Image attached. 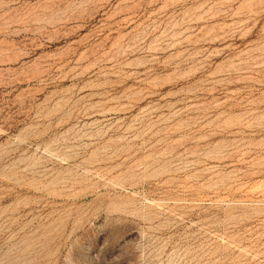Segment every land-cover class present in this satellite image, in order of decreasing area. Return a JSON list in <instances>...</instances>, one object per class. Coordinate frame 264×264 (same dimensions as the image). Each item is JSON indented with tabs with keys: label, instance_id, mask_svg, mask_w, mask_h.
I'll return each mask as SVG.
<instances>
[{
	"label": "rangeland",
	"instance_id": "obj_1",
	"mask_svg": "<svg viewBox=\"0 0 264 264\" xmlns=\"http://www.w3.org/2000/svg\"><path fill=\"white\" fill-rule=\"evenodd\" d=\"M0 264H264V0H0Z\"/></svg>",
	"mask_w": 264,
	"mask_h": 264
}]
</instances>
